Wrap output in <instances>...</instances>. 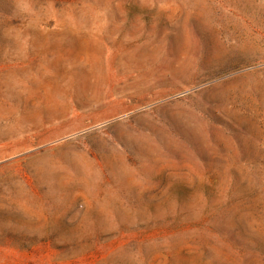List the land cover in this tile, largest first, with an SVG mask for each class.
<instances>
[{
  "label": "rangeland",
  "instance_id": "1",
  "mask_svg": "<svg viewBox=\"0 0 264 264\" xmlns=\"http://www.w3.org/2000/svg\"><path fill=\"white\" fill-rule=\"evenodd\" d=\"M0 264H264V0H0Z\"/></svg>",
  "mask_w": 264,
  "mask_h": 264
}]
</instances>
